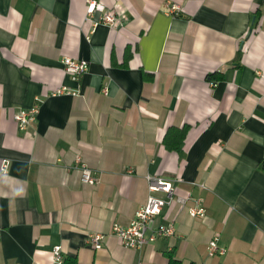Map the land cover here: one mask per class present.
<instances>
[{
	"label": "crops",
	"instance_id": "1",
	"mask_svg": "<svg viewBox=\"0 0 264 264\" xmlns=\"http://www.w3.org/2000/svg\"><path fill=\"white\" fill-rule=\"evenodd\" d=\"M100 1L114 26L93 27L85 0H0V264H57L56 246L77 264H264V0ZM148 174L187 201L157 218L172 236L127 248L111 227L146 203ZM215 234L226 252L209 257Z\"/></svg>",
	"mask_w": 264,
	"mask_h": 264
},
{
	"label": "built area",
	"instance_id": "2",
	"mask_svg": "<svg viewBox=\"0 0 264 264\" xmlns=\"http://www.w3.org/2000/svg\"><path fill=\"white\" fill-rule=\"evenodd\" d=\"M85 1L86 18L91 21L93 27L99 23L110 27L115 25L116 18L114 13L106 10L104 4L100 0ZM168 10L170 13H178L180 9L176 4H170L168 5ZM96 14L98 15L95 18ZM62 64L66 74L72 78H77L87 71L89 63L84 59L63 57ZM56 93L77 94V92L69 91L66 87L58 88ZM39 101V98L36 97V103L32 107L21 109L14 115V120L18 129L26 131L36 121L39 113ZM73 168L79 171L81 182L93 184L97 181L96 176H94L92 171L82 163L79 157L75 158ZM2 171H7V163H3ZM145 179L149 191L146 203L135 211L134 217L127 226L114 223L111 227V234L119 240L122 246L127 248H141L157 238L172 236L174 234L173 224H158L157 218L161 214L163 207H171L174 202H177L179 207L182 208L187 201V197L177 196L175 194V188L170 180L150 174L146 175ZM156 192H162L165 196L163 198L158 197L155 195ZM188 212L192 217L200 218L204 217L206 214L205 209L201 205L200 199L195 200V204L188 208ZM104 237L105 235L101 233H89L85 238V243L91 249H100ZM219 240V235L215 234L208 241L207 255L209 257L222 256L226 252L225 247L220 245ZM53 255L56 263L61 264L63 258L59 246L54 248Z\"/></svg>",
	"mask_w": 264,
	"mask_h": 264
},
{
	"label": "trees",
	"instance_id": "3",
	"mask_svg": "<svg viewBox=\"0 0 264 264\" xmlns=\"http://www.w3.org/2000/svg\"><path fill=\"white\" fill-rule=\"evenodd\" d=\"M187 126H184L182 129H179L178 137L181 140L186 133ZM169 264H181L179 260L174 258L171 254L168 256ZM61 264H77V259L74 256H67L62 259Z\"/></svg>",
	"mask_w": 264,
	"mask_h": 264
}]
</instances>
